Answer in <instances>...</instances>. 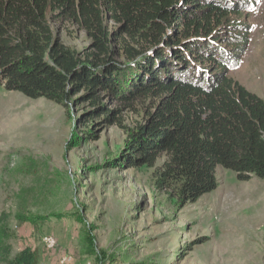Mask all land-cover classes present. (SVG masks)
I'll return each mask as SVG.
<instances>
[{"label":"trees","instance_id":"1","mask_svg":"<svg viewBox=\"0 0 264 264\" xmlns=\"http://www.w3.org/2000/svg\"><path fill=\"white\" fill-rule=\"evenodd\" d=\"M248 2L256 4L0 0V86L67 111L88 104L84 118L120 129V111L109 110L105 98L130 106L154 97L143 122L125 133L120 160L126 168H154L165 157L153 173L154 187L173 191L179 207L217 188V167L233 171L240 182L264 180V99L229 77L248 43L239 23ZM50 19L71 22L90 46L81 53L68 49L54 37ZM89 135L96 138L93 130ZM78 141L73 135L69 143ZM83 228L86 253L98 264H117ZM9 240L0 218V264L40 263L37 251L15 252Z\"/></svg>","mask_w":264,"mask_h":264},{"label":"rangeland","instance_id":"2","mask_svg":"<svg viewBox=\"0 0 264 264\" xmlns=\"http://www.w3.org/2000/svg\"><path fill=\"white\" fill-rule=\"evenodd\" d=\"M250 1L256 4L248 2L239 17L248 43L229 77L264 99V0ZM49 24L68 49L90 46L71 22ZM104 103L120 111L123 129L84 118L88 104L67 111L0 86V218L13 250L32 248L39 264H98L86 253L85 225L96 249L114 254L117 264H264V180L240 182L217 167V188L179 207L173 191L154 187L165 157L154 168H126L120 160L125 133L143 122L154 97ZM73 135L78 144L69 143Z\"/></svg>","mask_w":264,"mask_h":264},{"label":"clouds","instance_id":"3","mask_svg":"<svg viewBox=\"0 0 264 264\" xmlns=\"http://www.w3.org/2000/svg\"><path fill=\"white\" fill-rule=\"evenodd\" d=\"M236 69H237V68H236ZM236 69H235V70H236ZM231 71H233V70H231ZM231 71H229V72H231Z\"/></svg>","mask_w":264,"mask_h":264}]
</instances>
